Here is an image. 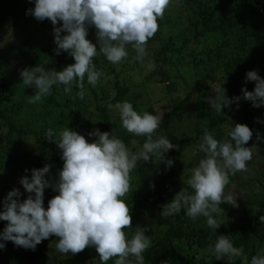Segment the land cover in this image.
<instances>
[{
    "label": "clouds",
    "instance_id": "1",
    "mask_svg": "<svg viewBox=\"0 0 264 264\" xmlns=\"http://www.w3.org/2000/svg\"><path fill=\"white\" fill-rule=\"evenodd\" d=\"M34 7L26 15L38 21H51L56 44L55 53L65 51L74 59L60 71L46 70L45 66H34L20 71L22 84L35 88L29 97L30 103L41 101L51 93L54 85H63L65 94H70L75 85L76 96L86 95L85 79L95 86L103 72L97 70L93 58L102 54L107 61L119 64L128 57V46L135 51L134 59L143 61L148 55L147 42L158 31V20L174 0H30ZM58 22L59 27H55ZM86 25H94L96 44L86 36ZM66 33L61 35V33ZM246 81L255 82L253 91L242 88V98L253 107L264 106V78L257 71L246 72ZM75 98V97H73ZM241 97L228 98L225 90L208 97L210 107L217 112L229 108ZM115 110L120 125L127 132L145 137L144 143L133 152L118 136L110 132L93 129L91 143L76 131L64 127L58 133L49 128L47 140L61 150L63 167L54 185L46 179L50 165L31 170V178L23 176L19 183L29 193L22 202L21 193L13 188L3 201L0 220L7 221L0 232V249L11 241L16 246L35 250L43 240L55 235L58 252L76 254L86 247H94L100 264L115 258L114 264H145L144 253L152 245L146 228H132V216L126 203L130 192L131 173L139 162H148L155 156L166 168L173 165L166 159L169 150L178 148L164 135H155L163 120V112L153 114L147 110L137 111L129 101L109 104ZM260 122V121H258ZM55 138L54 137H57ZM155 137V138H154ZM253 131L245 124L232 125L227 136L217 139L207 128L192 155L203 153L199 163L191 169L187 188H181L174 197L162 206V217L185 214L195 221L206 218V224L215 232L222 224L218 217L224 215L221 204L237 206V197L225 194L230 183V174L247 171V162L253 158L254 149L245 145L252 139ZM256 139L264 142V135L257 132ZM28 171V170H25ZM53 187L58 194L44 207V190ZM154 187V185H152ZM191 189V191H189ZM213 257L230 259L243 257V247L234 246L228 235L216 236L211 245ZM132 258V259H130ZM250 264H264V249L252 256Z\"/></svg>",
    "mask_w": 264,
    "mask_h": 264
},
{
    "label": "rangeland",
    "instance_id": "2",
    "mask_svg": "<svg viewBox=\"0 0 264 264\" xmlns=\"http://www.w3.org/2000/svg\"><path fill=\"white\" fill-rule=\"evenodd\" d=\"M230 6H232L230 0H174L166 9L163 17L158 20V31L147 42L148 55L144 60L134 59L136 53L130 45L128 46V57L119 64L107 61L102 54L94 57L93 62L97 70L103 72L104 75L95 86L88 84L86 80L85 88L87 92L82 99L84 104L72 105L71 111L67 110L65 115L57 117L52 123L43 114L44 102L50 95L42 98L41 101L30 103L29 97L34 95L36 90L32 86L22 84L20 71L26 67L25 56H31L41 48H44L47 53L44 62L46 70L55 69L60 71L71 64V61L61 54L56 55L55 49L57 46L54 43V26L51 21L47 18L38 21L33 16L26 15V10L34 7V3L29 0H0V10L5 11L3 17L0 15V84L2 83L4 87H8L12 91L11 94L5 93V100L1 103L0 108L12 118L18 127L26 130L34 129L39 132L52 128L55 131L57 129L56 132L58 133L65 126L72 129L71 125H61V120L74 112V114H79L86 120L97 122L98 113L93 92H96L97 97H103L100 103L105 105L106 101H109L115 95V83L118 81L122 86L129 89L128 94L121 102H131L135 110H147L153 114L171 111L179 101L185 98L189 91H195L193 76L188 69L192 68L193 62L201 57L200 52L204 48L203 42H207L209 45L211 42L213 43L212 36H199L197 42L191 41V44L184 47V50L177 56L164 57L163 55H154V53L161 48L160 44L169 38L173 39L174 47L179 48L184 39L191 37L193 33L199 32L203 28L202 22L205 10L213 11L214 17L218 18L224 16ZM86 39L96 44L97 50H99L94 25L91 29H88ZM56 86L60 91L61 98L70 97L73 101L78 100L72 93L65 94L63 85ZM219 88V83L211 86L208 96L214 97L215 93L219 92ZM102 92H104V95H101ZM195 98L194 94L193 99L188 102L187 106L178 112H182V119L178 120L174 117L170 125L171 132L179 139H190L182 148L177 149V154L174 156V174L166 183L168 186L163 190L164 192L172 191L173 196L181 188L188 187L186 182L190 178L192 164L195 160V156L192 155L195 147V142L192 140L195 135L193 117ZM97 100L100 101L99 98ZM12 106L14 107L12 108ZM231 107L234 108L233 116L227 115L225 108L216 113V126L225 135L228 134L232 125L237 124L241 119L240 106L233 102ZM58 111H61V109ZM108 113L116 128L131 136V147L137 150L146 138L136 136L122 128L115 110L108 109ZM92 131L88 130L82 133L90 143L96 139L95 136H88V133ZM263 132L264 129L259 131L262 135ZM256 134L245 145L246 147H252L253 145L257 147V149H254L253 158L247 162L248 170L230 174V183L225 188L226 195L231 192L237 197V206L233 207L231 211H225L224 215L218 217L224 224L215 232L227 230L229 226L251 228L248 222H250L249 218L253 219L254 210L257 207L264 208V142L258 141ZM155 135H164L161 127L156 130ZM33 147H36L33 136L25 138L10 134L8 127L4 124V119L0 117V211L3 210L4 198L13 188L20 191L21 196L19 199L21 202L29 195L25 192L19 180L25 175L31 178V170L34 169V164L29 166L24 163H9L7 160L9 156L16 158L29 152ZM148 163L153 170L152 173L156 175L153 178L155 181L159 180L163 172L168 171L165 163L158 161L155 156ZM46 164L50 165V171L46 174V179H49L50 184L54 185L58 179V173L63 167L61 150L57 148L47 151L39 168L44 167ZM130 175L131 188L126 197V203L130 208L133 229L126 231L131 233L137 226L146 228L147 232L145 234L152 238V245H154L172 227L166 222L167 217L160 215L162 206L167 202L149 199L146 185L137 182L134 170ZM153 179L149 178L148 180L151 185ZM57 194L53 187L44 190L45 208H47L48 201ZM242 206L245 207L246 212L242 210ZM200 218L201 220H199ZM198 220L200 221L198 226H207L206 218L199 217ZM6 224L7 221L0 220V232L3 231ZM210 231L212 230L210 229ZM57 241L58 238L52 235L37 245L35 250L25 249L14 245L11 241H7L5 242L6 247L0 249V264H29L31 258L35 261L32 260L33 264H100L99 256H96L95 252L87 251L86 248L83 250L85 254L82 251L67 255L58 252L55 247ZM174 246L175 249L166 254L168 258L177 255L178 258L186 257L188 261L194 262V256H196L197 261L200 256H207L205 258L207 264H245L243 257L230 259L225 256L223 259L217 260L208 247L205 250L201 249L197 255L196 251L199 248L196 246L189 247L182 242L175 243ZM240 247H243L244 255L248 257V264H250L252 256L264 249V229L262 228V232L261 230H253L248 241ZM114 261L115 258H112L107 264H113ZM185 263L183 262V264Z\"/></svg>",
    "mask_w": 264,
    "mask_h": 264
},
{
    "label": "trees",
    "instance_id": "3",
    "mask_svg": "<svg viewBox=\"0 0 264 264\" xmlns=\"http://www.w3.org/2000/svg\"><path fill=\"white\" fill-rule=\"evenodd\" d=\"M30 1V0H29ZM232 6L228 7L226 13L222 17H214V13L211 10H205L203 13V28L199 32L193 33L191 37L183 40L182 45L179 48H175L173 39L169 38L160 44L161 48L154 53V55H163L164 57L177 56L184 50V47L191 44V41L197 42L199 36L211 37V44L203 42L204 48L200 52L201 57L197 58L196 62H193L191 71L193 76V85L195 91H189L185 98L179 101L171 111L163 113V120L160 127L166 136L173 144L178 145V148L190 141V139H179L175 134L171 132L170 125L176 117L178 120L182 119V112L178 113L188 102L193 99L195 94V112L193 113L195 121V135L192 137L195 146L201 142L203 136V130L207 128L213 135L219 140L227 136L216 126L217 111L212 109L207 102L209 89L214 84H220V91L222 88L225 90L227 97H241L238 102L240 106L239 113L241 119L239 124L247 125L252 131L253 135L264 129V106L256 108L253 107L250 101H246L242 98V88H246L248 91H253L255 82L246 81V72L255 70L261 78H264V0H230ZM1 9V7H0ZM4 10H0V15L3 17ZM60 23L56 27L60 26ZM88 29H91L93 25H86ZM66 33H61L65 35ZM62 56L70 59L71 64L74 63V59L68 55L67 52L61 51ZM103 56V55H102ZM47 58V53L44 48H41L31 56L26 55V67L31 68L34 66H44V62ZM86 86V79H85ZM116 93L105 105H102L103 97H97L96 92L94 97L96 99V111L98 113V121L92 122L83 118L79 114L67 115L61 120V125H71L72 129L78 134H81L88 130L99 129L101 132H112L113 134L121 138L130 150L135 152L136 150L131 147V136L119 131L111 121L108 113V105H115L128 94L129 89L122 86L118 81L115 83ZM78 88L74 85L72 94L78 99L73 101L70 97L61 98L58 87L54 85L51 89L49 98L44 102L45 117L50 122H54L57 117L65 115L67 110L71 111L72 105L84 104V100L76 96ZM5 93L11 94L12 91L8 87L0 84V106L5 100ZM104 95V92L101 93ZM99 98V102L97 100ZM237 103V102H235ZM14 106H12L13 108ZM61 111H58L60 110ZM227 115L233 116L234 108L230 106L225 108ZM178 113V114H177ZM181 114V115H180ZM0 117L4 119V124L8 127L10 134H16L17 137H29L33 136L36 142V147H33L29 152L14 158L8 157L7 162L17 164L33 165L34 169H39L41 163L45 159V153L49 150L57 149V145L49 140L45 135L46 129L39 132L36 130H26L18 127L16 123L10 118L1 108ZM260 121V122H258ZM64 128V127H63ZM57 131V129H56ZM264 135V132H263ZM58 138L57 137H54ZM169 150L166 155V159H172L173 165L168 168L167 172H163L158 181H155V174L148 162H139L136 169H134L137 182L145 184L147 187V195L151 200H160L161 202H169L174 196L172 191L168 190L164 192V188L167 187L166 183L173 176L174 172V156L177 154V149ZM203 157V153L195 156V160L192 167H195L199 160ZM149 178L153 179L152 185L149 183ZM174 186V185H173ZM172 186V187H173ZM224 212L227 210H233V206L224 203L221 204ZM251 207V206H250ZM244 212L245 207H241ZM253 219L249 218L248 222L251 228L242 226H229L228 229L220 232H212L208 226H198L201 218L197 221L191 220L186 216L185 210H182L180 214L170 216L166 218V222L170 227L164 234L163 238L157 243L152 245L144 253L145 264H207L205 257L196 259L194 256V262L188 261L186 257L178 258L176 255H172L168 258L166 254L175 249V243H185L189 247H198L199 251L205 250L207 247L211 250V245L215 243L216 236L228 235L234 246L240 247L243 243H246L250 238L253 230L258 231L264 229V208L257 207L253 212ZM204 218V217H202ZM255 218V219H254ZM87 251L95 252L94 247H86ZM84 253V251H82ZM85 254V253H84ZM33 257V256H32ZM166 258V259H165ZM132 259V258H130ZM32 258L31 262L32 263ZM34 261V260H33ZM35 262V261H34ZM40 264V263H37ZM114 264V262H113Z\"/></svg>",
    "mask_w": 264,
    "mask_h": 264
}]
</instances>
